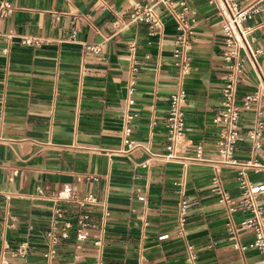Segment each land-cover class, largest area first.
<instances>
[{"label": "crops", "instance_id": "0c3cea01", "mask_svg": "<svg viewBox=\"0 0 264 264\" xmlns=\"http://www.w3.org/2000/svg\"><path fill=\"white\" fill-rule=\"evenodd\" d=\"M7 1L12 10L0 17V254L27 242V254L9 256L10 264H96L95 240L102 235L105 264H192L188 245L197 264H264L252 230L239 224L242 206L221 202L215 190L218 174L229 195L240 194L237 166L221 163L217 154V117L232 72L223 59L218 3L175 0L196 17L191 43L177 56L171 14L161 10L157 29L131 19L134 4L147 0ZM240 3L258 6L245 25L264 19V0ZM27 35L40 43H22ZM251 37L264 73V27ZM238 75L240 99L258 88L259 77L248 59ZM178 91L193 142L183 152L189 159L165 161L129 147L123 140L128 115L132 139L155 154L166 151L165 118ZM257 118L264 112H242L238 159L253 153L246 131ZM197 143L204 146L200 157ZM256 155L264 160V136ZM249 178L262 180L254 172ZM91 192L107 203L105 213L74 201ZM183 200L189 206L181 221ZM258 200L264 215V193ZM87 209L98 227L80 242L71 228L52 255L47 232L75 224Z\"/></svg>", "mask_w": 264, "mask_h": 264}, {"label": "built area", "instance_id": "2783aa9c", "mask_svg": "<svg viewBox=\"0 0 264 264\" xmlns=\"http://www.w3.org/2000/svg\"><path fill=\"white\" fill-rule=\"evenodd\" d=\"M209 2H217L219 13L221 16V28L223 39V59L232 68L231 74L223 86V109L217 117L221 123L217 154L220 156V162L237 166L240 194L233 197L228 194L224 188L218 174L214 176L215 190L218 192L219 200L227 205L234 206L236 203L241 205L245 216L240 220L245 228L252 230L254 239L253 247L264 252V215L263 207L258 197L264 193V160L257 157L256 151L261 146L264 136V119L257 118L251 128L246 131V135L253 143V153L247 159H238L235 156L238 141L241 137V115L244 110L255 109L259 113L264 112V73L260 68L259 55L261 50L252 47L251 33L257 29L264 27V19L253 26L245 25V21L251 17L252 13L258 10L256 3L247 6H241L240 0H208ZM12 10V4L4 0L0 4V17L7 16ZM161 10L167 11L175 20L178 29L176 42L178 49L176 55L180 56L183 50L190 45L196 17L191 7L182 2L180 6H176L175 0H147L145 2L138 1L134 4L130 17L132 20L143 21L150 25L152 29L162 26L163 20ZM24 44H39L40 40L34 36L27 35L22 39ZM96 48V46H94ZM245 59H248L252 66L257 70L259 77L258 88L245 94L242 98H238L237 84L240 81L239 72ZM184 70H189L187 61H184ZM184 94L182 91L171 94L169 100V108L165 118V135H166V151L162 154H155L150 146L136 141L131 138L132 126L131 116L126 118V125L123 129V140L129 147H143L152 155H158L165 161H175L180 159H189L183 155L185 149L192 145L191 139L187 136L186 115L183 109ZM197 157H200L204 151V146L197 143L194 147ZM219 168L216 167L218 172ZM259 173L262 180L253 181L249 178V173ZM80 206L85 208H101L102 212H106L107 203L101 200L97 194L91 192L74 199ZM189 203L183 200L179 206V218L185 220ZM237 223L232 221L230 232L237 235ZM75 228V237L77 241H83L88 238L90 230L98 227V223L93 222L90 218L89 209H87L76 221L75 224L66 222L63 226L55 225L46 235V242L49 252L55 255L60 245L66 239L70 238V229ZM167 235H162L161 238ZM100 250V258L96 264H105L102 256L103 237L99 236L95 240ZM235 246L241 251L245 250L244 244L238 240ZM187 251L192 264H197V253L191 245L187 246ZM28 252V243L22 242L18 247L9 249L3 248L0 254V264H10L9 256H25Z\"/></svg>", "mask_w": 264, "mask_h": 264}]
</instances>
